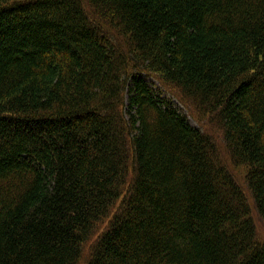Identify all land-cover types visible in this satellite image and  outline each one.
<instances>
[{"label": "trees", "instance_id": "trees-1", "mask_svg": "<svg viewBox=\"0 0 264 264\" xmlns=\"http://www.w3.org/2000/svg\"><path fill=\"white\" fill-rule=\"evenodd\" d=\"M89 2L0 0V264H264V0Z\"/></svg>", "mask_w": 264, "mask_h": 264}, {"label": "rangeland", "instance_id": "rangeland-1", "mask_svg": "<svg viewBox=\"0 0 264 264\" xmlns=\"http://www.w3.org/2000/svg\"><path fill=\"white\" fill-rule=\"evenodd\" d=\"M83 2L86 4V7L88 10L89 9L92 10V5L89 2V0H83ZM141 75L144 76L150 83H152V85L156 88L157 94H160L161 96H166L169 94V96H172V99H173L172 101L175 102L179 110L184 114H188L190 122L193 125L199 127L200 129L206 131L207 133L211 135V137L217 144L218 150L220 152V156L222 158V162L226 164L229 167V169L232 170V172L235 175V179L240 184V186L244 189L248 198H250V204L252 206L253 201L250 197V192L246 185L245 174H241L239 171L235 170L234 167L232 166L230 159L227 155V152L225 150V142H224L222 133L215 125H213L211 122L208 121L211 119L206 115H201L197 111H194V109L190 105L186 104V102L184 101H181L180 95L174 89L164 86L162 82L158 80L156 77L150 74L146 75L145 73H141ZM158 86L162 88L163 91L165 90L164 92L166 95L158 90L157 88ZM252 216H253V219L256 225L258 238L264 241V221L262 220L261 216L258 214L255 207H253L252 209Z\"/></svg>", "mask_w": 264, "mask_h": 264}, {"label": "bare ground", "instance_id": "bare-ground-1", "mask_svg": "<svg viewBox=\"0 0 264 264\" xmlns=\"http://www.w3.org/2000/svg\"><path fill=\"white\" fill-rule=\"evenodd\" d=\"M96 23H99V19L96 20ZM109 27V26H108Z\"/></svg>", "mask_w": 264, "mask_h": 264}]
</instances>
